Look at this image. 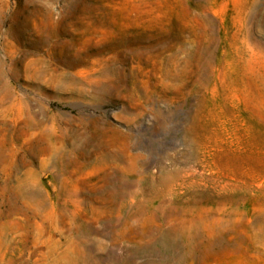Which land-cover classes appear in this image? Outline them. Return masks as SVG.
I'll return each instance as SVG.
<instances>
[{
  "label": "rangeland",
  "instance_id": "rangeland-1",
  "mask_svg": "<svg viewBox=\"0 0 264 264\" xmlns=\"http://www.w3.org/2000/svg\"><path fill=\"white\" fill-rule=\"evenodd\" d=\"M0 264H264V0H0Z\"/></svg>",
  "mask_w": 264,
  "mask_h": 264
}]
</instances>
